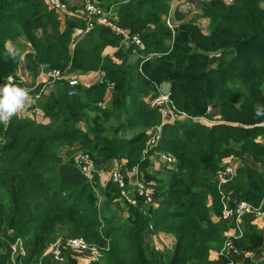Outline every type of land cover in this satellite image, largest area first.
<instances>
[{
  "label": "trees",
  "instance_id": "trees-1",
  "mask_svg": "<svg viewBox=\"0 0 264 264\" xmlns=\"http://www.w3.org/2000/svg\"><path fill=\"white\" fill-rule=\"evenodd\" d=\"M171 1H117L119 23L139 34L144 48L134 53L126 45V55L117 50L111 56L105 50L123 42L107 26L97 25L72 49L73 32L83 20L67 17L63 29L61 12L47 0H0V84L17 75L24 58L34 72L40 66L63 75L104 72L100 82L79 85L74 95L65 79L54 80L38 111L0 122V264H8L17 240L27 253L16 264H59L43 257L58 233L98 247L102 257L93 264H264V257L256 258L264 237L249 219L235 239L243 250L240 259L211 257L231 226L222 219L213 183L222 156L251 154L261 163L257 168L243 162L230 189L237 200L264 211V127L258 125L264 116L255 113L256 105L264 111V0H204L208 32L194 19L172 30L164 19ZM25 40L32 43L28 52L22 50ZM14 51L20 55L13 58ZM165 82L171 83L177 111L189 116L165 124L151 150L174 158L170 174L162 177L150 173L144 148L149 128L161 120L148 100ZM211 104L221 105L220 118L206 115ZM77 142L98 166L122 158L129 170H144L158 183L159 206L129 205V218L120 219L113 202L121 197L118 185L101 187L60 154ZM151 232L173 239L167 252L149 246ZM67 256L61 264H78Z\"/></svg>",
  "mask_w": 264,
  "mask_h": 264
},
{
  "label": "built area",
  "instance_id": "built-area-1",
  "mask_svg": "<svg viewBox=\"0 0 264 264\" xmlns=\"http://www.w3.org/2000/svg\"><path fill=\"white\" fill-rule=\"evenodd\" d=\"M49 4L54 7L59 12H72L67 3L64 0H47ZM130 1V0H122ZM201 2L204 0H200ZM229 3H233L236 0H227ZM73 13V12H72ZM75 17L84 21V33H88L93 30L97 25H105L110 28L114 33H116L123 43L128 46H132V51L134 53H140L144 48V43L139 34H132L131 31L122 26L119 23V15L116 9L113 7L106 8L103 4V0H85L82 8L73 13ZM167 24L173 28V22L170 19H166ZM27 45L32 48V43L27 41ZM151 57L147 56L146 59ZM52 79L54 78L61 79L66 78L68 80L70 90L69 94L74 95L77 93V86L79 85V80L75 76L63 75L60 69H52L50 72ZM11 77V83L13 85H18L21 87L27 88L23 83L25 78L23 76H9ZM9 77L6 79V83H9ZM37 94L33 95L31 101V106L33 111H38V102L41 99V93L43 90L37 91ZM149 106L153 109H156L163 116L161 124L153 126L148 132V138L146 141L145 153L153 150L159 143L162 135V127L166 121H175L180 116H188L185 112L177 111L176 107L173 104L170 96L163 95L158 93L148 100ZM99 105L102 107L106 106V102H100ZM212 108L209 107L207 114L210 115ZM208 119V118H206ZM259 126L264 127V121L258 124ZM155 154H158L165 162L171 164L174 158L162 151H156ZM74 163L77 168L84 174L89 180H92L95 173L94 163L92 161L91 155L85 149L79 151L74 158ZM222 164V163H221ZM236 175V169L231 166L223 163L220 168L217 169L215 176L217 190L221 197V202L223 205V215L222 219L232 218L235 220V227L229 233L230 239L226 241L223 250L220 254L228 256H238L239 249L235 243V239L243 236L241 229V219L249 217L250 215L260 216L264 218V211H258L252 207L250 203L245 200H237L234 197L233 191L229 187V183L232 181L233 177ZM110 179L116 182L121 190L122 198L129 204L133 206H139L141 204V198H143V203H152L154 202V194L156 187L145 182L143 179H137L134 187V194L132 195L129 192L127 178L122 168L118 167L111 172ZM21 241V240H19ZM18 242V241H17ZM16 244V243H15ZM14 244V245H15ZM12 246V249L15 251L16 246ZM21 246L19 243L18 246ZM19 246V247H20ZM69 251H79L82 253V262L78 264H92V262L99 257H101V252L98 247L91 245L87 240L81 236H71V235H59L55 242L50 244L46 251L45 255L52 256L56 261H63L65 259V252ZM155 251H159V247H154ZM14 263L15 256L11 258Z\"/></svg>",
  "mask_w": 264,
  "mask_h": 264
},
{
  "label": "crops",
  "instance_id": "crops-1",
  "mask_svg": "<svg viewBox=\"0 0 264 264\" xmlns=\"http://www.w3.org/2000/svg\"><path fill=\"white\" fill-rule=\"evenodd\" d=\"M64 1L67 3L69 9L74 13L78 11L80 8H82L85 0H64ZM103 4L105 6L116 5V3L113 2V0H103ZM201 4L202 2L200 0H172L169 14H167V16L164 17V19L165 20L167 18L170 19L175 26L186 23L191 19H194L197 25L201 28L203 32H208L209 25H210V19L203 15ZM72 12H61L62 14L61 18H62L63 23L65 21V18L67 17H74V18L79 19L78 17H75V15ZM64 27H65V23L63 24V29ZM83 29H84L83 25L75 28L73 32L72 42H71L72 49L87 34V33H84ZM23 43H24L22 44L23 52H28L29 50H31V47L27 45L26 40ZM124 44L121 43V45H124ZM7 45L11 49L15 48V44L12 41H9ZM112 48H114V51H112L110 55L114 56V53L116 52L117 47H112ZM194 50H198V48L194 46ZM51 70L52 69H49L47 67L40 66L37 68V71L34 72L31 64L28 61H26L24 58L20 67L18 68L16 76H23L25 78V81L23 84L28 87L32 86L33 89L38 87L39 85H42L38 91L42 89L43 92L40 94L41 99H46L55 86L54 80L59 81V80L65 79L68 82L67 77L61 78V79L54 78V80H52V76L50 74ZM67 75L75 76L76 78H78L80 86H91L102 80L104 72L102 71H88V72L79 71L77 73H72V74H67ZM3 84H6V81L2 82L0 86H2ZM33 93L37 94L38 92L36 91ZM33 95L31 96V101L33 99L32 98ZM29 106H31V104ZM220 107H221L220 104L213 105L212 115L214 117L220 116ZM23 112H27V107L25 110L20 112L18 115H21ZM64 149L60 150V154L63 156V158L64 157L66 158L68 156L66 155L68 151ZM80 149H83L80 142H77L73 147H71V150H73L75 155L79 152ZM63 151H65V153H62ZM149 160H150V164H149L150 173L154 175H158V176L169 175L167 173L168 170L166 169L167 163L161 157H159L158 154L156 155L152 154L151 156H149ZM222 162L229 163V165H232L236 169V172H237V169L241 165H243V162H246L247 164L253 167H257V168L261 167V163L257 162L251 154H246L243 159H241L238 156H234V155H224L222 156ZM118 165H121L122 167L125 168L126 167L125 160L121 159V160L113 161V162L112 160H109L107 163L99 166L100 171L96 175V178L101 187L103 188L106 187L107 183L109 182V174H110L111 169H113L115 166H118ZM167 167L171 168L168 165ZM126 171H127V177L129 178L130 189H134L135 187L134 182L137 181V179L141 177L145 178L146 181L150 183V185L155 187L154 184L156 180L154 178L147 179L146 178L147 176L144 170L139 168V169H133V170H126ZM160 202L161 200H159L154 205V207H158ZM114 206L117 207L116 204ZM129 216L130 215H127L125 216V218H129ZM248 219L253 224H256L257 226L261 227L263 230V235H264V218L260 216L250 215ZM147 241L149 243V246L152 249H154L155 246H158L160 252H167V250L171 247L173 243V239L169 235L164 234L162 232L149 233L147 236ZM214 252L215 251H212L211 257L213 258V256H215L219 258L220 256L219 252L217 254H215ZM69 253L71 254V256H75L76 258H78L77 259L78 263L82 262V258H81L82 253H80L79 251H69ZM260 257H264V251L261 252V254H259L256 258L258 259ZM238 258L240 259V256H238Z\"/></svg>",
  "mask_w": 264,
  "mask_h": 264
},
{
  "label": "rangeland",
  "instance_id": "rangeland-1",
  "mask_svg": "<svg viewBox=\"0 0 264 264\" xmlns=\"http://www.w3.org/2000/svg\"><path fill=\"white\" fill-rule=\"evenodd\" d=\"M118 0H113V2L114 3H116ZM119 1H121V2H125V1H122V0H119ZM127 2H129V1H127ZM203 2V1H202ZM126 3V2H125ZM264 4V3H263ZM105 6V5H104ZM264 6V5H263ZM106 8H109V7H113L114 9H116L115 8V5H113V6H105ZM118 12V11H117ZM165 23L167 24V22H166V20H165ZM168 25V24H167ZM169 26V25H168ZM179 26V25H178ZM170 27V26H169ZM177 26H175L174 24H173V28H171L172 30H174L175 28H176ZM143 41V40H142ZM126 46V45H125ZM124 45H120V47L119 46H116L117 47V50H120L121 52V54L122 55H126V53H127V48L125 47ZM116 50V51H117ZM112 51H114V48H112V47H109V48H107L106 50H105V53H107V54H109L110 55V53L112 52ZM125 53V54H124ZM115 54V53H114ZM116 60L117 61H119V62H121V59L119 58V56H117V58H116ZM164 84V83H163ZM27 89L29 90V94H30V96H32L34 93V89H33V87L32 86H27ZM159 93H161V86L159 87ZM162 94V93H161ZM170 96V95H169ZM209 107H211V108H213V105L211 104ZM209 107H208V109H209ZM31 108H33L32 106H28L27 107V112H23L21 115H27L28 114V112L31 110ZM153 109V108H152ZM208 111V110H207ZM159 112V111H158ZM159 114H160V116H161V120H160V122L158 123V124H156V125H159V124H161V122H162V120H163V116L161 115V113L159 112ZM212 114V112L210 113V115ZM189 116V115H188ZM188 116H180V117H178L177 118V120H179L181 117H188ZM212 118L213 119H218V118H220V116L219 117H214V116H212ZM177 120H175V121H177ZM175 121H166V123L165 124H167V123H173V122H175ZM110 122L111 123H113V124H115L116 123V121H115V119H110ZM164 124V125H165ZM156 125H154V126H156ZM164 125H163V127H164ZM153 126H151L150 128H149V130L152 128ZM163 127H162V131H163ZM149 130H148V132H149ZM147 138H148V133H147ZM161 138H162V135H161ZM261 139V138H260ZM161 140V139H160ZM146 141H147V139H146ZM81 146L83 147V145L81 144ZM157 147V146H156ZM156 147L154 148V149H156ZM145 148H146V144H145ZM145 148H144V150H145ZM62 149H64V148H62ZM84 149V148H83ZM83 149H80V150H83ZM64 150H67L68 152H67V154L66 155H68L66 158L64 157V160H69V159H73V161H74V158H75V156L77 155H75V153L73 152V150H71V148H65ZM79 150V151H80ZM156 151H161V150H156ZM156 151H154L153 153H151V151H148V153H145L144 152V154L149 158V156H151L152 154H154V155H156L155 154V152ZM162 152H164V153H166V154H168V155H170V156H172L169 152H166V151H162ZM62 153H65V151H63ZM71 153V154H70ZM91 155V154H90ZM173 157V156H172ZM91 158H92V156H91ZM120 159H122V158H120ZM110 160H112V162L113 161H118V160H116V159H110ZM122 160H124V159H122ZM92 161H93V163H94V167H95V173H94V177L92 178V180L94 179H97L96 178V175L99 173V171H100V168H99V166L95 163V161L93 160V158H92ZM109 161V160H108ZM107 161V162H108ZM107 162H105V163H107ZM173 162H174V160H173ZM173 162L171 163V164H168L167 162V165L168 166H170L171 168H172V165H173ZM105 163H103V164H105ZM125 164H126V160H125ZM163 164V163H162ZM222 164H223V162H222ZM221 164V165H222ZM225 164H227V165H229V163H225ZM164 165H166V164H164ZM167 165H166V169L168 170V168L169 167H167ZM220 165V166H221ZM162 166V165H161ZM220 166H219V168H220ZM232 166V165H231ZM118 167H120V168H122V170H123V172L125 173V176H126V178H127V182H128V188H129V192L133 195L134 194V189H130V187H129V178L127 177V171L126 170H129L128 168H127V166L124 168V167H122L121 165H118V166H115L113 169H111V171H110V174H109V181H113V180H111L110 179V175H111V172L113 171V170H115L116 168H118ZM133 169H139V167L138 166H135V167H133L132 169H130V170H133ZM164 169V168H163ZM170 169V168H169ZM165 170V169H164ZM167 173L168 174H170V172H169V170L167 171ZM216 173H217V171H216ZM216 173L214 174V176H213V183L215 184V186H216V181H215V176H216ZM165 176H168V175H165ZM164 176V177H165ZM163 177V176H162ZM141 179H143L145 182H147V183H149L148 181H146V179L145 178H143V177H141L140 178V180ZM114 182V181H113ZM137 181H135L134 182V184L136 183ZM116 183V182H115ZM117 184V183H116ZM150 184V183H149ZM118 185V184H117ZM155 187H156V190H155V194H154V202H152V203H147V204H144L143 203V201H141V204L139 205V206H134V207H140L141 205H143V206H146V207H151V206H154L158 201H159V199H160V197L158 198V183H157V181L155 182ZM119 187V186H118ZM229 187H230V183H229ZM216 188H217V186H216ZM101 189L102 188H99V192H98V195H100L101 196ZM132 190V191H131ZM218 194H219V192H218ZM234 194V193H233ZM113 197V196H112ZM219 197H220V194H219ZM234 197H235V195H234ZM101 199L104 201V200H106V197H105V199H104V196L102 197L101 196ZM220 199H221V197H220ZM113 202H114V205L116 204L117 205V207L116 208H114L116 211H117V213H118V216H119V218L121 219V218H125V216H127V215H130L129 214V205H131V204H129V203H127L123 198H122V195H121V197L119 196V197H117L115 200H113ZM131 206H133V205H131ZM246 219H248V217H246V218H243V219H241V222H240V225H241V229H242V233H244V226H245V220ZM224 221H225V223H228V224H230L231 223V226H229V228L226 230V232H225V242H224V244L222 245V247L221 248H219L218 250H212V251H215L214 253L215 254H217L218 252H219V254L221 253V251L223 250V248H224V245H225V243H226V241L227 240H229L230 239V235H229V233L234 229V227H235V220L234 219H232V218H228V219H223ZM254 225H256V224H254ZM257 226V225H256ZM259 227V226H258ZM259 229L262 231V234H263V230H262V228L261 227H259ZM63 231V230H62ZM63 234V233H62ZM62 234H57V237L59 236V235H62ZM57 237H55V239L57 238ZM242 237V236H241ZM263 237H264V235H263ZM18 241V242H17ZM13 245L14 246H16L15 248H16V250L14 251L13 249H12V253H11V257L9 258V261H8V264H16V262H17V258L19 257V256H23V255H25L27 252V250H26V248H25V246H24V243H23V241H19V240H17ZM53 242H55V240L53 241ZM53 242H51L50 244H52ZM21 244V246L19 247L18 246V244ZM50 244H48V246L50 245ZM47 246V247H48ZM47 249V248H46ZM46 249H45V251H46ZM170 249V248H169ZM239 249V248H238ZM45 251H44V253H45ZM67 252H65V259L63 260V261H57V262H59V264H61V263H63V262H65L66 260H67V258H68V256L67 255H70L71 256V254L69 253V250H66ZM243 251V250H242ZM242 251L239 249V255L238 256H241V254H242ZM43 253V257L44 256H49V255H45ZM163 254V253H162ZM214 255V254H213ZM223 254H220V256H222ZM12 256H15V262L13 263L12 262V260H11V258H12ZM162 256H164V254L162 255ZM224 256V255H223ZM82 257V256H81ZM102 257V256H101ZM101 257H99V258H101ZM235 257V256H234ZM72 258H74L75 260H77L78 258H76L75 256H73ZM98 258V259H99ZM213 258H217V257H215V256H213ZM81 259V258H80ZM93 264V263H92Z\"/></svg>",
  "mask_w": 264,
  "mask_h": 264
},
{
  "label": "clouds",
  "instance_id": "clouds-1",
  "mask_svg": "<svg viewBox=\"0 0 264 264\" xmlns=\"http://www.w3.org/2000/svg\"><path fill=\"white\" fill-rule=\"evenodd\" d=\"M11 54L13 58L20 55L19 51H14ZM11 79L9 77V83L0 86V122L5 125L14 115H18L31 104L29 90L25 87L13 85ZM255 113L257 116H264V111H261L259 105L255 106Z\"/></svg>",
  "mask_w": 264,
  "mask_h": 264
},
{
  "label": "water",
  "instance_id": "water-1",
  "mask_svg": "<svg viewBox=\"0 0 264 264\" xmlns=\"http://www.w3.org/2000/svg\"><path fill=\"white\" fill-rule=\"evenodd\" d=\"M161 93L163 95H170L171 93V83L170 82H165L164 84L161 85Z\"/></svg>",
  "mask_w": 264,
  "mask_h": 264
}]
</instances>
